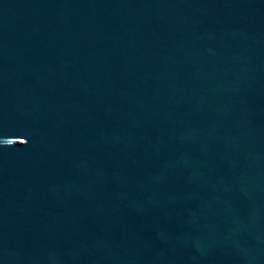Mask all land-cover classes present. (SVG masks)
<instances>
[{
	"label": "water",
	"instance_id": "water-1",
	"mask_svg": "<svg viewBox=\"0 0 264 264\" xmlns=\"http://www.w3.org/2000/svg\"><path fill=\"white\" fill-rule=\"evenodd\" d=\"M0 264H264V0H0Z\"/></svg>",
	"mask_w": 264,
	"mask_h": 264
}]
</instances>
